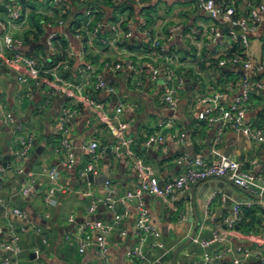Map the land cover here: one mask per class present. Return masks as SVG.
Returning <instances> with one entry per match:
<instances>
[{
  "label": "crops",
  "instance_id": "1",
  "mask_svg": "<svg viewBox=\"0 0 264 264\" xmlns=\"http://www.w3.org/2000/svg\"><path fill=\"white\" fill-rule=\"evenodd\" d=\"M7 1L19 7L22 3V0H0V58L9 54L3 40L9 30L14 38L23 40L21 51L31 57H40L42 50L51 57L54 52L48 45V38L52 33H62L73 53L70 60L74 62L76 79L66 78L58 68L59 77L53 85V95L45 104L47 82L43 79L21 82L20 65H7L0 70V97L4 106L0 108V164L5 167V174L0 176V198L10 207H18L26 213L21 218L0 209V259L8 255L4 246L18 237L20 253L11 258L10 264H40L41 261L48 264H104L94 247L80 253L73 235L67 238L82 223L113 221L114 212L105 203L109 195L105 185L85 182L79 172L93 160L99 169L97 175L110 173L108 179L118 195L134 190L146 176L157 177L161 183L174 178L185 168V164L178 163L182 156L213 160L217 157L212 153L215 148L220 154L240 161L243 169L264 175V141L250 140L242 131L231 127L223 128L220 134V124L202 123L206 105L198 100L200 96L220 91L224 104L233 103L246 91L245 76H249L251 82L264 84V68H258L264 62V20L248 35L250 42L246 55L254 69L247 70L241 64H215L217 59L232 53L234 42L239 39L231 36L233 28L226 27L229 22L222 16H211L198 0H133L134 49H128L120 40L111 44L113 35L102 36L107 43L95 38L78 39L68 27L59 24L50 26L47 23L38 40L33 34L27 38L25 34L31 29L28 18L9 22L7 14L2 11ZM27 1L37 11L52 13L44 0ZM123 1L117 0L118 3ZM60 2L67 6L72 0ZM260 2L264 0H216L218 6L234 4L238 15L245 17ZM107 10L102 33L110 30L108 23L112 22L109 18L112 11ZM119 17L121 21L128 19V11L119 13ZM173 27L177 29L172 33ZM146 30L162 39L165 54L172 56L171 60L167 61L158 49L150 46L146 41ZM215 31L221 35L217 36ZM125 60L142 66L138 74L140 83H134L133 73L126 68L118 72L107 71L103 72V77L115 87V91L95 92L92 84L102 66ZM167 63L183 80V91L177 97L176 109L169 108L162 100ZM153 67L159 68L155 75ZM81 93L100 101L109 114L121 110L119 116L126 123V136L133 139L131 155L113 150L115 138L94 108L80 99ZM7 111L22 126L18 132L6 122L4 115ZM65 112L71 113L65 133L75 157L71 166H63L68 157L60 147L63 133L59 129V120ZM245 120L264 131V85L249 90ZM161 121H172L171 127L162 130L163 144H146L149 136L160 130L158 124ZM180 132L186 134L183 140L178 139ZM18 135L32 136V153L23 161L15 157V151L21 146ZM218 136L220 140L216 143ZM93 140L99 145L95 157L88 148ZM7 154L10 155V168L4 165ZM139 159L143 167L132 168L131 165ZM54 167L61 172L64 188L56 192L58 204L50 206L44 202L43 196L50 186L48 173ZM195 183L174 193L172 199L150 194L144 196L150 222L161 233L158 240L148 239L145 249L148 258L156 264H174L175 248L192 233L194 211L199 218L196 236L193 242L179 250L175 264H233V255L228 251L230 245L248 247L254 253L264 251V195L217 177L204 179L194 186ZM26 184L31 185L33 193L24 196L22 189ZM94 201L98 205L95 212L90 213L89 206ZM237 204L242 206L241 220L233 228H228L225 220L233 214ZM126 207L128 215L107 238L110 264H133L128 252L139 243L138 207L133 201ZM116 209L121 211L124 205L118 204ZM72 216L74 221L70 220ZM215 233L224 236L226 241L203 246L202 241ZM157 241L165 246L159 247ZM206 253L212 256L210 260ZM260 261L253 257L244 264H264Z\"/></svg>",
  "mask_w": 264,
  "mask_h": 264
},
{
  "label": "built area",
  "instance_id": "2",
  "mask_svg": "<svg viewBox=\"0 0 264 264\" xmlns=\"http://www.w3.org/2000/svg\"><path fill=\"white\" fill-rule=\"evenodd\" d=\"M48 5L60 6V0H44ZM200 6L211 16L219 17L222 16L227 22L231 24H239L244 33L237 35L236 32L231 31V36L238 38L241 42V45L245 49L244 55H233L225 56L219 60V66H228V65H237L241 64L245 69L250 70L254 69V64L252 61L247 58L246 51L249 47V34L254 32L260 22L264 20V2L258 3L253 7L248 16H239L237 12V7L234 4H229L227 6H218L216 0H198ZM5 5V4H4ZM7 8V16L9 22L18 20L23 14L21 7L11 4L5 5ZM63 12V11H62ZM61 12V13H62ZM94 10L89 8L86 10V15L88 16V21L85 26L76 29L75 36L78 39L85 40L86 38H97L101 32L104 23L99 21L91 29H87V26L91 24L94 19ZM59 16L55 22L59 25H64V21ZM122 21L108 23V27L112 30L113 36L110 41L111 44H116L121 39H130L133 35L132 23L129 22L128 30L125 31L121 26ZM144 23V22H143ZM50 26L54 23H48ZM4 29L7 26L3 25ZM177 28L173 27L171 32L173 33ZM213 30V29H212ZM146 36V41L154 49L160 51L161 56L166 57L167 61L171 60L172 56L165 54L166 47L162 42V39L158 36L153 35L149 31H144ZM217 36L221 35V32L215 31ZM56 33H52L48 38V45L53 54H58V47L55 44L54 38ZM3 40L7 48L9 49V54L1 56L0 58V70L7 65H20L22 66V71L19 76L21 82L28 81H38L43 79L49 85L47 90V95L44 100V103H49L51 96L53 95V85L58 79L57 70L59 67L68 68L69 61L65 60L64 62H59L55 64L51 69L48 68V63L51 62V57L40 56V57H31L24 54L21 51L23 45V40L19 38H14L10 34V30L5 32ZM100 41L107 43L108 40L100 37ZM68 59L73 55L72 51L67 48L66 50ZM92 66L88 68L91 69ZM128 69L134 75V83L139 84L138 74L142 69L141 65L134 63L132 60H125L122 62L115 63H105L101 71L96 74L94 77L95 81L92 84V88L95 92L106 91L112 93L115 91V87L111 85L104 77L103 72L112 71L118 72L122 69ZM259 69L264 68V62L258 66ZM159 68L153 67V74H157ZM244 85L246 91L244 94L238 96L235 101L229 105L222 102V93L220 91H213L209 94L200 96L198 98L200 103L206 105V108L203 112L202 118L208 124L218 123L221 125L219 132L222 134L223 128L231 127L234 130L242 131L250 140L263 142L264 141V131L261 128L253 127L250 124L246 123V112L249 102V90L257 87L263 88V82L256 81L251 82L249 76L244 77ZM162 100L165 104L171 109H176L178 106L177 97L183 91V80L177 74L175 68L169 63L164 66V78L162 82ZM80 99L84 102H87L94 108V111L100 116L102 122L105 124L110 134L115 138L116 142L113 145V150L115 152H125L127 155H131L133 139L126 136V123L121 120L119 114L120 109L113 114L106 112L104 105L96 100L93 96L87 95L86 93L80 94ZM2 98L0 97V108H3ZM5 120L10 124L14 131L18 132L22 126L16 122L14 115L7 111L5 113ZM71 113L65 112L59 120V129L63 133L60 138V147L66 152L67 160L63 162V166H71L75 162V157L72 151L71 144L66 138L65 133L67 131V124L70 120ZM160 130L156 133H153L149 136L146 141V144H156L161 145L164 142V135L162 130L166 127L172 126V121H161L159 124ZM186 137L184 132L178 134V139L183 140ZM18 139L21 141V146L15 151V157L19 161H23L28 158L33 150L32 136L24 137L18 135ZM220 136L216 138V143L219 142ZM98 142L93 140L89 143L88 148L94 154L95 157L96 150L98 148ZM212 153L217 156L213 160H206L202 157L190 158L188 156H182L178 158V163L185 164V168L174 178L161 183L157 177L146 176L141 183L132 191H128L123 195H118L117 190L113 186L111 180L107 179L105 182V187L108 191V196L105 200V203L108 207L114 212L113 221L108 223L104 221H93L82 223L77 227V230L74 234H68L67 238L74 237L77 242L78 249L80 253H84L91 247L96 249L97 254L101 258L104 264L109 263L108 257V247H107V238L111 232L120 225L122 220L128 215L129 211L126 207V204L130 201L136 203L139 216L137 218V228L139 230V243L136 247L128 252V255L133 262V264H156V261L151 260L146 256V246L149 238L159 239L161 233L157 228L151 224L149 214L144 207V196L146 194L160 196L165 199L174 198V193L183 191L187 186L199 181L211 177H217L222 179H227L234 182L237 186L251 190L253 193L260 196L264 195V175L254 174L249 170L242 168L240 161L220 154L216 148ZM1 157V156H0ZM132 168L143 167L142 160H137L136 163L131 165ZM79 172L83 177H87L90 173L97 175L99 169L95 161H91L86 166L81 167ZM5 174V167L0 164V176ZM50 179V186L48 190L44 193L43 200L46 204L50 206H56L58 200L56 198V192L64 188L61 182V172L58 168L54 167L48 173ZM33 193L32 187L29 184H26L22 189V194L27 196ZM87 195H91L90 192ZM118 204H123L124 209L118 211L116 209ZM97 202H92L89 206V212H95L97 208ZM241 204L234 206L233 214L225 220V224L228 228H233L241 220ZM0 209H5L16 214L18 217H25L26 213L18 207H10L5 203L3 199L0 198ZM71 221H74L75 218L72 216ZM0 229V233H1ZM125 234V232H123ZM18 237H15L13 242L4 246L5 252L8 255H5L0 259L1 264H10L11 258L13 256H18L20 253V247L17 244ZM226 238L218 233H215L210 239L202 241V245L208 247L209 245L215 242H225ZM159 247H164V243L157 241ZM228 251L233 255V264H244L245 260L249 258H256L258 260L264 261V251L254 253L250 248L244 246H233L230 245ZM207 259H211L209 253L205 254ZM214 257L219 258V255ZM40 264H48L44 261H41Z\"/></svg>",
  "mask_w": 264,
  "mask_h": 264
},
{
  "label": "trees",
  "instance_id": "3",
  "mask_svg": "<svg viewBox=\"0 0 264 264\" xmlns=\"http://www.w3.org/2000/svg\"><path fill=\"white\" fill-rule=\"evenodd\" d=\"M9 2L7 1L6 4ZM134 1L133 0H124L122 3H118L117 0H72L71 4H68L65 6L63 3H60V6H49V9L52 11V13L45 14L42 13L41 11H37L34 6L30 4L29 1L27 0H22L21 7L23 10V14L18 20H22L24 18H28L29 23L31 25V29L27 30L26 32V37L29 38L30 34H33L34 37L38 40V38L44 34L45 29H46V24L47 23H54L58 25L57 18L59 16L62 18L61 20L64 21V25L68 27V30L71 31L73 35H75L76 29L81 28L85 26V24L88 21V16L86 15V10L89 8H92L94 10V19L87 26V29H91L97 22L101 21L104 22L108 15V10L107 8H110L112 13L110 14L111 16L109 17L112 22H117L119 21V13H125L128 11V19L122 20L121 26L122 29L127 31L128 30V24L131 22L134 18V6H133ZM4 5L2 7V11L7 14V8ZM27 10H29L28 13ZM63 11V12H62ZM62 12V13H61ZM112 30L104 31L103 33L100 32L99 37L95 38V40H99L100 37L103 35H113ZM66 35L62 33H56V37L54 38L55 44L58 47V54H53L51 55V62L48 63V68L51 69L55 64L59 62H64L65 60L69 61V69L64 70V67H59V70L62 75H64L66 78H72L76 79V71H74V62L68 59L67 56V48L68 46V41L65 38ZM134 39L133 36L129 39H121L120 41H123V45H125L128 49H134ZM87 41V38L85 39ZM100 41V40H99ZM264 42V40H263ZM147 46V45H146ZM42 50V48H41ZM244 48L241 45L240 40L235 41L232 49V53L228 56H233V55H244ZM41 56H46V52L42 50ZM39 55V54H38ZM92 57V56H91ZM225 57V56H224ZM93 58V57H92ZM223 58V57H221ZM217 59L215 64L219 65V60ZM94 59V58H93ZM215 61V60H214ZM112 85V84H111ZM202 123H206V121H202Z\"/></svg>",
  "mask_w": 264,
  "mask_h": 264
},
{
  "label": "water",
  "instance_id": "4",
  "mask_svg": "<svg viewBox=\"0 0 264 264\" xmlns=\"http://www.w3.org/2000/svg\"><path fill=\"white\" fill-rule=\"evenodd\" d=\"M226 27H227V28H233V29H235V30L238 32V34H240V35L244 33L243 28H242L239 24H231V23H229V24L226 25ZM5 160H6L7 162H6V164H4V165H5L6 167L10 168V155H9V154H7V156H5ZM8 163H9V164H8ZM109 177H110V173H109V172H104V173H102V174H100V175H94V174L90 173V174L85 178L84 181H85V182L88 181V182H91V183H94V184H96V185H98V186L103 187L104 184H105V182H106V180H107ZM225 180L228 181V182H230V184H233V185L237 186L234 182L229 181V180H227V179H225ZM200 181H202V180L197 181V182L195 183L194 186H196ZM194 212H195L196 217H195L194 227H193L192 233H191V235L187 238V240H185L184 242L180 243V244L175 248V250H174V256H173V257H174V264L176 263V256H177L179 250H180L183 246H185V245L190 244L191 242H193V240H194V238H195V236H196L197 229H198V225H199V218H198V216H197L196 211H194ZM260 262H261V261H260Z\"/></svg>",
  "mask_w": 264,
  "mask_h": 264
},
{
  "label": "rangeland",
  "instance_id": "5",
  "mask_svg": "<svg viewBox=\"0 0 264 264\" xmlns=\"http://www.w3.org/2000/svg\"><path fill=\"white\" fill-rule=\"evenodd\" d=\"M252 43H253V41H252ZM251 50H252V48H251Z\"/></svg>",
  "mask_w": 264,
  "mask_h": 264
}]
</instances>
